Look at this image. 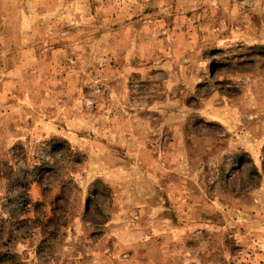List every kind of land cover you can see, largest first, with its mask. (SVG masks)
<instances>
[{"label": "rangeland", "instance_id": "1", "mask_svg": "<svg viewBox=\"0 0 264 264\" xmlns=\"http://www.w3.org/2000/svg\"><path fill=\"white\" fill-rule=\"evenodd\" d=\"M0 264H264V0H0Z\"/></svg>", "mask_w": 264, "mask_h": 264}]
</instances>
